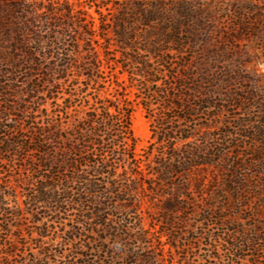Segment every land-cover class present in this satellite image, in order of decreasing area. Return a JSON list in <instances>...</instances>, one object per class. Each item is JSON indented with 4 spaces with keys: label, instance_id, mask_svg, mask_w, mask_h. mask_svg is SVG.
Segmentation results:
<instances>
[{
    "label": "trees",
    "instance_id": "obj_1",
    "mask_svg": "<svg viewBox=\"0 0 264 264\" xmlns=\"http://www.w3.org/2000/svg\"><path fill=\"white\" fill-rule=\"evenodd\" d=\"M30 2L17 0V8L13 10L17 12V32L9 31L11 26L0 9V37L4 33L0 40L5 39L3 46L11 45L10 49L0 46V69L4 64L10 66L17 75V83L21 77L23 85L15 92L19 101L31 103L37 112L46 114V124L33 123L28 140L18 134L4 139V132L12 128L0 122V162L3 155L17 150L21 159L18 169L31 173L17 179V186L28 191L23 201L18 192L15 197L17 251L30 246L20 244L22 232L28 229L32 230L31 242L43 252L42 263L60 259L64 264H85V256L79 251L82 249L66 254L65 247L105 227L109 208L138 212L147 201L148 212L142 214L148 215L149 223L143 215L137 220L138 229L134 233L129 226H123L125 243L121 246L117 243L116 253L101 249L111 264L115 259L120 264H197L193 260L198 247L195 240H205L203 246L210 258L216 259L210 244L213 236L206 232L189 235L184 231L196 216L197 197L220 183L226 157L220 141L230 137L228 132L216 133L222 129L221 87L214 85L217 79L209 68L208 49L195 38L199 26L190 27L193 14L186 7L173 13V6L163 13L165 0H136L127 6L128 11L107 19L102 10L110 5L105 0H84V4L97 9L100 22L97 28L93 18L83 10L75 12L72 4L69 10L47 9L44 19L45 7ZM117 6L113 4L109 10H117ZM18 16L25 21L18 23ZM48 30L49 54L54 56L58 50L59 64L44 73L47 79L38 81L36 76L40 75L42 65L37 47L43 43L42 33ZM66 33L74 36L79 50L75 65L63 49H56V41ZM196 52L198 57H194ZM72 67L75 78L72 85H65V96L52 97L50 107H46L41 95L45 99L50 96L45 88L52 72H58L60 80H64ZM180 71L183 73L178 74ZM7 92L0 86V120L13 112L9 98H5ZM131 95L133 101L129 100ZM255 99L249 93L228 97L230 107L235 109H245ZM134 104L143 108L151 124L150 143L141 158L135 151L132 129ZM173 110L180 111V115L173 118ZM203 116L207 118L206 124L188 126ZM179 122L186 126H179ZM263 125L251 140L257 134L264 137ZM247 127L246 123L239 125L243 130ZM202 129L206 130L203 143L195 146L193 140ZM179 144H183L182 150ZM31 154L37 158L29 161ZM43 170L46 174H42ZM237 184L225 180L221 188L228 194L240 195L235 188ZM9 198L0 185V214L10 212ZM214 203L212 198L206 202L201 217L204 224L213 219L224 220L223 209L216 210ZM72 211L79 212L80 218L70 220V229L66 230L63 216ZM50 214L54 215L55 223H61V229L44 223ZM26 221L32 224L31 229ZM86 229L89 232L83 236L82 230ZM0 230L8 231L9 227ZM53 233L57 237L50 238ZM59 238L62 241L54 244ZM101 241L107 243L103 238ZM240 243L243 246L247 241ZM229 244L236 252L241 248L234 242ZM14 257V253H4L0 264H14Z\"/></svg>",
    "mask_w": 264,
    "mask_h": 264
},
{
    "label": "rangeland",
    "instance_id": "obj_2",
    "mask_svg": "<svg viewBox=\"0 0 264 264\" xmlns=\"http://www.w3.org/2000/svg\"><path fill=\"white\" fill-rule=\"evenodd\" d=\"M30 1L31 5L39 6L41 4V7H45L42 12L44 13V19L48 15L47 9L49 11L54 8L57 10L58 7L59 9L69 10V4H72L75 12L83 10L93 18L97 28L100 23L98 20L99 15L96 13L97 9L84 4V0ZM134 1L136 0H105L110 6L108 9L106 8L107 10L103 9L102 13L107 16V19H111L113 15L128 11V7ZM113 4L118 5V9L110 11L109 9ZM60 5L63 7H60ZM172 6L173 13H177L178 9L186 7L193 14V17L189 20L191 29L199 26L195 38L208 49L210 54L209 68L212 76L217 79L214 85H220L221 87L219 101H221L220 104L223 107V112L220 115L222 129L216 133L218 135H224L225 132L230 133L229 138L220 141L221 149H224L226 153L222 164V172L219 176L220 183L217 186L214 185L215 188L210 189L209 192L197 197L196 216L184 229L189 235L193 233L199 235L206 232L213 236V241H210V244H212L216 259H211L210 254L203 246L205 240H195L194 243L198 247L194 250L193 260L197 264H264V137L257 134L255 140L250 139L252 135L255 136L262 129L261 126L264 124V0H165L161 12L168 13L169 8ZM15 8H17V0H0L3 19L7 21L8 26H11L9 31L17 32V12L13 13ZM18 17V23L25 21L20 20V16ZM47 32L42 33L43 43L37 47L38 58L42 65L40 75L36 76L38 81L47 79L44 78V73L59 64L56 54L58 50L55 51L54 56L49 54L51 32L49 30ZM3 35L4 33L1 34L0 39ZM12 35L16 36L14 33ZM4 40H0V46L10 49L11 45L9 43H5L3 46ZM56 43V49L58 47L63 49L62 51L71 57L74 65L79 61V50L74 43V36L71 38L66 33V36L61 37L60 41H56ZM198 54L196 52L194 57H198ZM66 73L64 80H60L62 76H59L58 72H52L50 79L48 78L49 84L46 86L45 92L49 93L50 96L45 99V96L41 95L46 107H50L52 97L57 96L62 99L65 96V85H72L75 78L74 68H69ZM182 73V71L178 72V74ZM19 79L21 77L18 78L19 82L17 83V75L15 76V71L10 66L4 64L0 69V86L7 89L8 96L5 98H9L10 105L13 108V112L8 117L3 116V119L0 120L4 125L12 128V130L9 129L4 132V139L17 137L18 134L23 140H28L32 135L30 128L34 127L33 123L46 124V114L44 112L42 113L41 110L37 112V108L33 104L22 103L17 99V95H15L17 87L23 85L22 80ZM174 83L173 81V85ZM58 85H62V87ZM236 93L240 95L249 93L255 95L256 99L247 105L245 109L231 108L228 97L229 94ZM12 95L16 97L11 98ZM129 100L133 101L134 97L129 96ZM41 109L43 110L45 107ZM178 115H180V111L173 110V118ZM194 123L192 125L189 122L188 126L193 128L196 125H204L207 123V118L205 116L198 117ZM244 123L248 124V127L244 130L240 129L239 125ZM178 125L186 126L183 122H179ZM150 126V121L146 118L143 108L134 104L132 129L136 141L135 151L139 158L144 155L149 146ZM17 127L20 129L19 132ZM205 133V129L196 133V139L193 140L195 146L202 145ZM178 148L182 150L183 144H179ZM2 158L3 160L0 162V185L4 187L6 195L10 197L7 203V209L10 212L5 215L0 214V227H3V229L9 227L8 231L0 230V261H2L1 258L4 253L9 252L15 255L14 264H17V262L18 264H41V261L44 260L43 252L35 248V242H31L32 230H24L22 232L23 238H20L21 245L27 243L30 246L25 249L19 248L17 251L16 227L18 221L14 216L17 209V198L15 197L18 192L20 201H23L28 193L26 189L17 186V179L19 177L24 178L27 175L31 176V173L21 172L18 169L21 159L17 150L3 155ZM36 158V154H31L29 161ZM42 174H46L45 171ZM225 180L238 183L234 187L240 192V195L234 192L229 194L224 192L221 186ZM76 190L77 187H74V192H77ZM239 196L242 197L241 202H237ZM211 198L215 202L216 210L223 209L224 220L220 222L213 219L210 223L204 224L201 217L203 212L206 211V202L211 201ZM117 208V210L109 208L106 211L109 221L105 227L96 230L93 235L79 238L74 243L66 246V254L82 249L79 251H82L85 256L83 263L101 264L106 262V264H111V261L107 259V255L102 251L109 249L114 254L117 252L118 242L119 246L124 245L122 227L129 226L134 233L138 229L137 220L140 219L139 217L143 218L144 215L146 217L145 222L149 223L150 221L147 219V214H142L148 209L147 201L142 204L138 212L134 209L127 212L121 210L120 207ZM42 209L41 207L39 211H42ZM51 210L54 211L53 208ZM155 210L151 212L154 213ZM53 217L54 215L50 214L44 223L54 225L56 230L61 229V223L59 221L55 223ZM63 217L65 219L63 222L67 225L64 228L69 230V221L78 220L80 215L79 212L72 211L69 216ZM25 224L31 229L32 224H30V221H26ZM34 231V236H36L37 232ZM82 231L83 236L89 232L87 229ZM54 233L51 234L50 238L57 237ZM101 238L105 239L107 243L104 244ZM244 240L247 243L241 246L240 242ZM61 241L59 238L54 241V244L58 245ZM231 242H234L237 247L241 246L238 252L231 247L229 244ZM52 244L51 242L50 245L52 246ZM101 249L104 250L101 251ZM50 264L64 263L62 260L56 259L51 261ZM113 264H120V261L115 259Z\"/></svg>",
    "mask_w": 264,
    "mask_h": 264
}]
</instances>
